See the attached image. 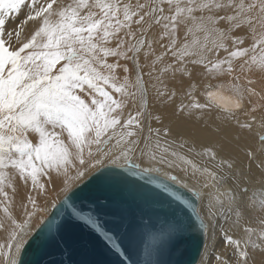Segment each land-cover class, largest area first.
Listing matches in <instances>:
<instances>
[{"label":"snow or ice","instance_id":"1","mask_svg":"<svg viewBox=\"0 0 264 264\" xmlns=\"http://www.w3.org/2000/svg\"><path fill=\"white\" fill-rule=\"evenodd\" d=\"M197 67L226 81L203 85L204 102L194 94ZM165 78L187 83L179 102ZM152 99L178 118L201 119L215 109L234 120L251 141L247 165L241 161L237 171L226 145L183 139L153 114ZM106 165L149 183L159 175L158 187L180 203L169 201L161 217L154 207L162 206L161 193L134 188L111 170L93 175ZM89 177L97 190L120 192L148 216L142 232L150 254L179 251L194 227L185 211L192 208L206 236L223 235V251L200 264H264V0H0V264H26L33 241V264L62 245L70 256L87 253L100 241L93 232L118 248L110 231L70 203L69 193ZM164 181L206 198V209ZM50 190L63 194L68 211L60 219L46 215L58 206ZM127 229L133 242L132 225ZM124 254L131 250L113 253L116 264Z\"/></svg>","mask_w":264,"mask_h":264},{"label":"water","instance_id":"2","mask_svg":"<svg viewBox=\"0 0 264 264\" xmlns=\"http://www.w3.org/2000/svg\"><path fill=\"white\" fill-rule=\"evenodd\" d=\"M108 170L122 174L134 188L143 186L142 191L150 192V194L161 193L162 206L160 203L154 205L161 217L163 211L167 210L169 201H172L173 207L180 203L170 193H163L162 189L158 187L163 178L157 174H153L151 177L156 183H149L150 178L147 176H132L131 170L122 169L116 165H106V168L101 169V172H94L93 175L99 177L101 173ZM89 180H92V177L85 181V185H79L78 189H73L74 193H69V196L72 197L70 203L82 210L85 215H92L103 225L105 231H110L116 240L118 248L114 249L112 244L105 240L101 233L93 232L92 235L99 236L100 241H91L88 245L89 251L87 253L70 256V250L66 251L67 245H62L59 249H48V255L44 256L42 264H76V261L85 260L88 264H116V256L113 253H119L125 247L131 250V255L124 254L119 256V259L123 260L124 264H133V262L135 264H155L157 260L163 261L164 264H196L198 262L205 242V233L200 228V221L192 208H185V211L192 217L194 227L187 233V238L180 243L179 251L169 250L162 255L150 254V238L146 232H142L143 224L148 222V216L142 215L140 208H137L136 204H132L129 199H125L120 192L116 190H97L96 182H89ZM164 182L168 184L172 192L183 200L191 201L197 209L198 198L192 192L170 181ZM62 199L63 197L59 201ZM59 201L57 208L51 209L49 213L50 216H54L56 219L65 216L68 211L66 206L59 203ZM101 201H105L107 206L102 204ZM136 203L140 204L145 211L148 210L147 206L142 204L139 199ZM121 222L124 227L116 230L115 225ZM153 222H157L156 215H153ZM128 225H132V233L135 237L133 242H130L124 236L125 231L128 230ZM88 231V228L84 229V233ZM76 238L86 237H84V234L77 232ZM121 239L123 240L122 243ZM37 243L38 241H33V244L29 246L28 251L25 253L26 264H33L36 258L33 248Z\"/></svg>","mask_w":264,"mask_h":264},{"label":"bare ground","instance_id":"3","mask_svg":"<svg viewBox=\"0 0 264 264\" xmlns=\"http://www.w3.org/2000/svg\"><path fill=\"white\" fill-rule=\"evenodd\" d=\"M23 16L24 14L23 12H21L19 19H17L16 15L13 14L12 19L14 22L19 23V20H22ZM184 80L186 82L188 78L185 77ZM165 82L168 84L169 89L173 87L177 88V102H179V99L183 98L182 92L180 91L181 87L183 88V91L189 90V88L187 87V83H184L182 85L179 79H177L176 81H172L169 78H165ZM221 82L226 81L220 79H212L210 76L206 75L201 68L197 67L194 77L192 78V83L196 85V92L194 94L197 95V98L200 99L201 102H204L203 96L200 95L205 91L203 85L208 83L215 85ZM149 88L151 91V84H149ZM150 108L153 111L154 115H161L165 124H168L169 126L173 127L176 132H178L183 137V139L188 140L190 143H195L199 145L201 143L214 142L221 145H226L227 148L224 154L230 153L232 158L237 161V171H239V163L241 161H243L244 164L247 165V161L244 158V146L246 143H250L251 141L247 133L241 132L235 128L234 120L231 122L225 120L224 117L219 114L215 109H213L212 111L205 112L201 119H196L195 116H193V118L191 119L178 118L177 116L172 115L171 106L166 107L165 105L161 104L159 101L154 99L150 100ZM128 110L134 111V108L130 105ZM197 115H199L198 112ZM238 118L241 121L245 119L242 113L239 114ZM217 127L224 129V131L217 133ZM255 131H259V129H256ZM196 151H200V148L196 147ZM165 171H167V169H165ZM174 171L179 174V170ZM182 178L186 179V177ZM62 197L63 194L59 193L58 191H49V199H57L59 201ZM17 201H19V197H17ZM206 204V198H198L197 209H206ZM46 215H49V213ZM201 215L206 216V211H202ZM222 240V234H217L211 238H209L205 234L204 246L199 260L196 264H200L202 258L205 260H211L215 252L223 251L221 245ZM205 245H207V252L205 250Z\"/></svg>","mask_w":264,"mask_h":264}]
</instances>
